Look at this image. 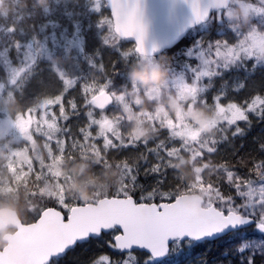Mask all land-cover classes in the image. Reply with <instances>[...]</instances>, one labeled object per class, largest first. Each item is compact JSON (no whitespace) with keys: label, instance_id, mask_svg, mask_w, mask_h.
<instances>
[{"label":"trees","instance_id":"trees-1","mask_svg":"<svg viewBox=\"0 0 264 264\" xmlns=\"http://www.w3.org/2000/svg\"><path fill=\"white\" fill-rule=\"evenodd\" d=\"M102 2V0H2L0 118L5 115H16L17 109L24 113L29 107L33 109L41 107L43 103L47 104L50 98L61 95L64 99L65 112L70 114L68 100L75 98L78 105L83 102L82 87L85 83L93 81L109 83L110 92L117 86L126 87L136 79L140 80V84H145L146 78L149 77L143 75L147 73L143 68L147 56L134 52V44L122 40L114 32L106 3L103 7L99 6ZM233 5L231 2L229 7ZM215 13L216 11L210 17L213 31L221 25L216 21ZM201 25L192 27L173 47L157 56H151L161 70L180 71L194 61L185 51L201 35L203 31ZM260 78L261 83H264L263 75L253 68L252 60L242 57L238 65L230 64L221 73L206 78L211 83L204 87L203 97L210 105H213V97L221 93L231 97V101L237 104L245 100L250 101L258 94L253 88L255 86L253 80L260 81ZM68 81H72L71 87ZM261 88L260 86V90ZM246 89H250L249 94H245ZM262 96L264 97V93ZM51 111L56 114L57 122L62 123L59 120L58 106H53ZM82 117L83 113L80 119L73 118L67 122L77 137L78 127L83 126ZM219 125L210 128L208 136L210 142L221 138ZM116 128L117 126L107 128V131L114 132ZM26 130L32 135L33 144L23 138L15 140L8 135L0 134V207L16 209L23 222L32 221L33 214L45 204V200L32 196L35 190L33 173L41 164L50 171V174L41 175V188L47 197L62 196L86 203L103 196H111L117 189L132 187L131 184H126L127 174L123 167L117 165L122 158L137 156L144 152L143 146L121 152L110 151L106 156L94 147L86 148L83 158L78 149H72L74 153L72 156L67 154L55 156L51 144L45 137L55 139V133L60 130L58 125L54 126L45 116L39 128L35 122H30ZM96 131L93 129V135ZM161 135V129L151 126L150 129L142 127L137 137L124 136L122 139L130 142H152ZM226 136L227 138L218 144L216 161L228 168L237 169L238 173L244 178L247 176L249 181L258 180L259 173L264 174V164L257 168H253L252 164L254 160L257 162L264 160L262 157L264 149L261 148V145H264V116L249 111L247 120L230 126ZM96 143L98 147L101 146L99 139ZM149 146H152L151 143ZM61 147L67 149L68 145L62 143ZM15 149L19 150V154L14 152ZM14 153L16 155H13ZM179 158L189 162L185 155L180 154ZM10 160L15 161V167L6 166ZM105 160L106 163L103 162ZM178 164L174 166L175 179L169 177V182L175 185L172 194L198 192L205 199L210 198L209 201L213 203L236 195L220 184L214 174H206L195 180V183H189V171L182 170L185 163ZM74 165L76 170L79 168L89 172L87 177L83 173V176H79L80 179L59 183V180L65 179L55 173L56 169L61 173H69L73 171ZM81 179L83 181L79 182ZM139 182L146 186L153 183L151 178L145 181L142 175ZM217 184L219 191L212 186ZM134 197L137 199L136 195ZM244 204L248 205L246 200ZM254 215H259L264 221V217L257 211H254ZM230 251L223 247L222 242L209 240L192 252H185L184 255L177 253L176 256L178 264H202L208 261L212 264H230L231 256L227 260L223 259ZM112 254V249L107 246V238H89L87 242L77 243L68 249L59 260V264H90L91 260L100 255L108 257L109 260L116 259L117 257ZM172 264H177V261L174 260Z\"/></svg>","mask_w":264,"mask_h":264},{"label":"snow or ice","instance_id":"snow-or-ice-1","mask_svg":"<svg viewBox=\"0 0 264 264\" xmlns=\"http://www.w3.org/2000/svg\"><path fill=\"white\" fill-rule=\"evenodd\" d=\"M251 3L257 6L258 15L264 14V11H259L264 9V0H251ZM112 4L115 33L122 37H137L138 45L133 51L138 54L144 53L143 27L136 18V9L121 0H112ZM211 7L222 11L220 22L223 23L225 19L223 5L217 0H212ZM193 10L198 19H204L208 15L206 10L201 11L196 2L193 3ZM249 33L264 34L256 25L254 28L249 27L243 38ZM207 53V57L204 58L205 70L199 73V76L204 78L216 75L218 68L228 67L230 63L237 62L244 55L249 58L264 57V48L254 47L245 54L241 51L239 42L232 45L221 40L209 45ZM175 80L174 74L173 81ZM67 83L69 87L72 86V81ZM109 86V83L96 81L85 83L82 87L83 102L78 105L75 98L68 100L70 114L65 112L64 99L61 95L50 98L47 107L35 109L29 107L16 118L17 126L21 130L28 122H35L39 128L45 116L54 126L58 125L60 130L55 133V139L45 137L51 144L55 156L63 154L72 156L74 154L72 149H78L83 158L84 150L88 147L96 148L105 156L110 151L121 152L140 146L144 148V152L136 157L122 158L117 165L123 167L127 174L126 184H131L132 187L117 189L103 204L96 202L88 204L62 196H45L41 188V175L50 174V171L43 164L36 168L33 173L35 190L32 196L45 200V204L33 214L32 221L24 225L20 232L21 243L33 248L32 264H59V260L68 249L74 247L77 242H87L90 237L107 238V246L112 249V255L117 257L114 260L104 257L107 264H172L174 260L178 264L177 253L184 255L185 252H192L209 240L220 241L223 247L231 250L223 257L227 260L231 256L230 264H264V221L259 215H254L253 207L244 204L247 197H241L235 185L228 180V171L237 173L239 177L237 169L229 168L228 171L221 169L224 180L215 178L236 195L212 204L206 216L198 215L195 209L183 204L178 195L172 194L175 185L169 182V177L171 176L173 180L176 171L173 162L179 159L180 154H191L194 150L192 145H186L181 138L185 130L177 128L175 121L172 126H161L162 121H157L156 126H161L162 135L152 142H130L117 138L115 132L107 131V127L113 122L118 123L119 117L115 112L109 114L105 109L110 105L109 101L117 103L121 96L116 91L110 92ZM188 86H191L189 90L195 91L201 101L207 103L200 98L204 88L200 85L199 79ZM222 98L223 93L215 98L212 105L222 113L218 128L221 138L210 142L207 148L195 145L200 148L199 159L205 163L209 158L216 156L218 144L227 138L228 128L239 121L247 120V112L253 111L264 116V97L256 96L240 104L234 101L221 104ZM53 106H58L59 120L62 123L57 122L56 114L51 111ZM81 113L83 126L78 127L77 137L67 122L73 118L80 119ZM93 129L97 130L95 135ZM98 139L101 142L100 147L96 143ZM62 143H67L68 148H62ZM261 148L264 149V145H261ZM261 164H264V160L258 162L254 160L252 167L257 168ZM6 166L15 167L16 163L10 160ZM141 175L145 181L151 178L153 183L147 186L140 183ZM251 175L254 176L255 173ZM58 182L63 184L67 181ZM259 183L264 184V181ZM212 186L217 191L220 190L218 184ZM134 195L137 199L133 198ZM260 209H264V204L260 205ZM234 211L238 215H233ZM50 223L58 224V229L50 231L48 228ZM0 264L18 262L10 251L0 249Z\"/></svg>","mask_w":264,"mask_h":264},{"label":"rangeland","instance_id":"rangeland-1","mask_svg":"<svg viewBox=\"0 0 264 264\" xmlns=\"http://www.w3.org/2000/svg\"><path fill=\"white\" fill-rule=\"evenodd\" d=\"M231 2H233L234 5L225 8V19L223 23L220 22L222 17L221 11L217 10L214 14L216 21L221 24L217 26L215 31L212 30L213 25L210 19L201 25V29L203 30L201 35L197 38L196 42L185 51L189 57L194 59L192 63L180 71H164L160 69L158 63L152 59L151 56H147L143 64V68L147 73L143 75L146 77L149 75V77L146 78L145 84H140V80L136 79L132 80L126 87L117 86L113 91L120 93L121 98L119 102H112V104L105 109L109 114L115 112L116 116L119 117L118 123L113 122L107 127L112 129L117 126L114 132L119 138L124 136L137 137L142 127L150 129L151 126H153L156 129H161V126H172L173 121H175L177 128L185 130L181 138L186 145H192L194 150L191 151V154H182L187 157L189 162H185L182 158H179L173 166H177L178 163H185L182 170L189 171L188 182L191 184L195 183V180H198L206 174H214L216 177L224 179L221 169L225 171L229 169L227 166L216 161V156L209 158L207 163H205L204 160L199 159L201 154L200 148L195 147L196 144H199L202 148H207L209 146L210 140L208 136L210 128L220 124V117L222 115V113L214 109L212 105L201 101L195 91L189 90L191 86H188L194 84L197 79H199L200 85L203 88L210 85L211 81H207L206 78L199 76V73L204 71L206 67L204 58L208 55V46L221 40L227 41L232 45L239 42L241 51L245 54L254 47L257 49L264 48V38H262L264 34L253 35L249 33L243 38L247 34V29H249V27L254 28L255 25L258 26L261 32H264V14L258 15L257 6L252 4L251 0H230V3ZM104 4L105 2L103 1L99 6L103 7ZM259 11H264V9H260ZM243 57L252 60L253 68L263 75L264 82V57L254 56L249 58L247 55ZM241 60L242 58L230 64L238 65ZM225 68H218L217 74L221 73ZM174 74L176 76L175 81H173ZM253 82L255 84L253 88L258 92L254 97H263L264 83H261V78L260 81L254 79ZM260 86L262 90H260ZM249 93L250 89H246L245 94ZM216 97L217 96L213 97V104ZM223 97L224 98L220 100L221 104L231 101V97L225 96V93H223ZM200 98L205 100L203 93ZM46 105V103H43L41 107L45 108ZM21 113L23 112H19L17 109L16 115H5L0 118V134L8 135L15 140L23 138V140H27L33 144L32 135L26 130L27 126L23 130L17 126L16 118ZM157 121H162V125L156 126ZM29 123L30 122H28L27 125ZM193 133H195V135H193ZM201 141H203V143H201ZM213 151L215 150L213 149ZM14 152L19 154L18 149H15ZM131 157L136 156L133 155ZM262 157L264 159V156ZM178 165L181 166V164ZM75 170L76 166L74 165L73 171L69 173H61L57 169L55 173L61 175L63 179L68 181L80 179L79 176H83V173L84 176L89 173L81 169L79 170V168ZM94 174L95 173H91V175ZM71 176L73 177L71 178ZM228 180L235 185L241 197H247L245 200L248 206L253 207L254 211H257L264 217V209H260V205L264 204V184L259 183V181H264V174L260 172L258 180L249 181L240 174L239 177H237V173L228 171ZM81 181H83V179L79 182ZM201 196L204 200V206L214 204L209 201L210 198L205 199L202 194ZM257 197H259V199H256ZM211 199H213V197H211ZM98 244L102 245L100 243ZM104 257L105 256L100 255L91 260L90 264H105L106 261Z\"/></svg>","mask_w":264,"mask_h":264},{"label":"water","instance_id":"water-1","mask_svg":"<svg viewBox=\"0 0 264 264\" xmlns=\"http://www.w3.org/2000/svg\"><path fill=\"white\" fill-rule=\"evenodd\" d=\"M102 1H105L113 21L114 8L112 0ZM121 2L127 3L136 9V18L143 27L145 52L140 54L142 56H157L162 51L173 47L183 39L192 27L206 22L214 11L220 10L211 7L212 0H121ZM194 2L199 4L201 11H207L208 15L204 19L197 18L193 10ZM217 2L223 5V9L230 4V0H217ZM1 4L2 0H0V6ZM113 30L115 32L114 24ZM117 35L119 36V34ZM119 37L124 41L133 43L134 49L138 45V39L135 36ZM109 103L111 105L112 101H109ZM178 196L183 204L195 209L200 216H206L209 207L212 205L204 206L203 197L198 192H187ZM107 197L110 196H103L96 201L86 203L103 204ZM133 198L135 199V197ZM232 214L238 215L236 211ZM28 223L22 221L16 209L8 206L0 207V233H3L2 240L4 242L0 249L10 251L18 264H32L33 248L25 246L20 240V232L23 226ZM58 227L56 223H50L48 226L50 231H55ZM9 228L13 230L9 231Z\"/></svg>","mask_w":264,"mask_h":264},{"label":"flooded vegetation","instance_id":"flooded-vegetation-1","mask_svg":"<svg viewBox=\"0 0 264 264\" xmlns=\"http://www.w3.org/2000/svg\"><path fill=\"white\" fill-rule=\"evenodd\" d=\"M8 230H9V231H12L13 229H12V228H9ZM2 234H3V233H0V235H1V241H2V242L0 243V246H2V245L4 244V242H3V240H2Z\"/></svg>","mask_w":264,"mask_h":264}]
</instances>
